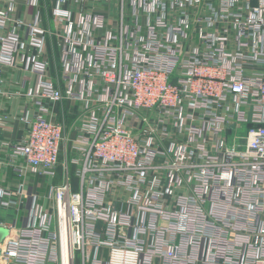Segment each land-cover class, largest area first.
I'll return each instance as SVG.
<instances>
[{"label":"built area","instance_id":"obj_1","mask_svg":"<svg viewBox=\"0 0 264 264\" xmlns=\"http://www.w3.org/2000/svg\"><path fill=\"white\" fill-rule=\"evenodd\" d=\"M15 4L0 0V99L34 109L6 164L63 175L47 209L33 185L0 188L6 210L27 201L0 220V264H264V0H55L53 31ZM14 68L34 86L5 89Z\"/></svg>","mask_w":264,"mask_h":264},{"label":"crops","instance_id":"obj_2","mask_svg":"<svg viewBox=\"0 0 264 264\" xmlns=\"http://www.w3.org/2000/svg\"><path fill=\"white\" fill-rule=\"evenodd\" d=\"M36 6L29 5L25 0H16L15 15L29 22L33 19L34 14L39 12L42 25L51 31L56 29L51 16V8L55 0H36ZM73 10L71 2L66 3ZM70 9V10H71ZM46 52L50 62L52 74L59 70L58 50L55 43V38L50 36L46 41ZM4 88L10 92L23 91L26 88L33 87L35 84L34 76L21 68L7 69L3 72ZM33 105L26 98L3 97L0 99V111L5 115L4 125L0 127V188L9 187L13 191L22 193L28 192L30 185L34 186V191L40 195L41 204L47 209L50 207V202L46 199L45 194L50 185H57L62 181L63 171L59 164L54 178H43L37 176H26L23 179H17L14 173L6 164L8 159V148L4 145L5 142L15 143L23 139L26 132V125L20 121V117L24 114L31 116L33 114ZM56 113L55 119L64 121L66 126H70L75 122V115L70 113L68 102L56 104L54 106ZM63 155H60V163L63 160ZM74 168L70 166L69 172L73 174ZM74 185L76 180L72 178ZM19 197V196H18ZM16 197L17 199H19ZM27 201L20 203L18 207L6 210L0 207V220L5 223H14L19 225L22 221V216L26 212Z\"/></svg>","mask_w":264,"mask_h":264},{"label":"water","instance_id":"obj_3","mask_svg":"<svg viewBox=\"0 0 264 264\" xmlns=\"http://www.w3.org/2000/svg\"><path fill=\"white\" fill-rule=\"evenodd\" d=\"M7 235V230L0 228V241Z\"/></svg>","mask_w":264,"mask_h":264}]
</instances>
